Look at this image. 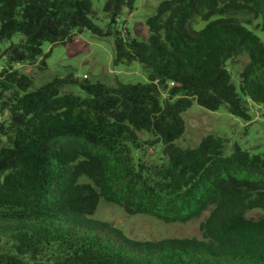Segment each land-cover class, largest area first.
<instances>
[{"label":"trees","instance_id":"16d2710c","mask_svg":"<svg viewBox=\"0 0 264 264\" xmlns=\"http://www.w3.org/2000/svg\"><path fill=\"white\" fill-rule=\"evenodd\" d=\"M135 2L106 0L101 28L91 0H0V45L21 36L1 52L0 264H264V155L237 145L225 155L213 135L195 148L176 143L194 103L244 121L249 106L264 108V45L253 31L264 32V0H164L145 39L117 26ZM83 31L113 39V65L138 63L147 82L69 75L33 88L14 68ZM240 56L236 86L225 64ZM141 132L161 146L159 162L133 154ZM100 201L164 224L207 215L200 239L139 242L88 219Z\"/></svg>","mask_w":264,"mask_h":264},{"label":"rangeland","instance_id":"374dc122","mask_svg":"<svg viewBox=\"0 0 264 264\" xmlns=\"http://www.w3.org/2000/svg\"><path fill=\"white\" fill-rule=\"evenodd\" d=\"M164 0H136L132 11H125L118 22L119 30H127L138 39L147 37L146 20L154 12L160 2ZM106 0H91L93 9V21L101 28H106L109 19L103 11ZM258 21H253L255 28ZM204 23L194 26L199 30ZM264 45V32L253 30ZM21 39L19 34L0 45V69L5 66L1 57L3 52L11 43H18ZM114 51L113 39H99L88 31L77 34L74 41L67 45H54L48 43L42 46V56L34 65L17 64L14 68L32 77L33 88H38L56 77H67L72 75L75 79L83 80L85 77L89 82H101L107 86L121 84H144L147 82V72L138 63L130 65H117L112 63ZM42 61L45 65L42 64ZM247 63L245 56L230 59L226 62V68L230 71L233 83L239 85V74ZM66 92L84 96V93L76 88L70 87ZM250 120L244 121L234 117L227 112L226 107L218 111L205 110L195 103L183 113L185 122L184 134L177 140L181 148H195L201 139L213 135L223 138L227 142L225 155H230L232 147L237 145L243 151L250 154L264 155V108L262 106H249ZM141 148L134 151L143 154V160L152 163L159 162L161 157V146H151V136L139 133ZM200 220L187 224H164L152 217L144 215L128 216L114 205L100 201L95 214L88 217L89 220H97L108 224L113 230L122 233L133 241H156L165 238H201L199 231ZM261 215L258 211H251L247 217L256 218Z\"/></svg>","mask_w":264,"mask_h":264},{"label":"built area","instance_id":"2783aa9c","mask_svg":"<svg viewBox=\"0 0 264 264\" xmlns=\"http://www.w3.org/2000/svg\"><path fill=\"white\" fill-rule=\"evenodd\" d=\"M86 78V77H85Z\"/></svg>","mask_w":264,"mask_h":264}]
</instances>
